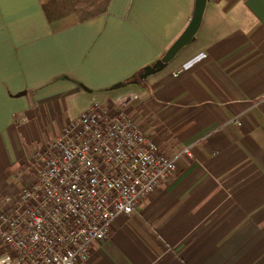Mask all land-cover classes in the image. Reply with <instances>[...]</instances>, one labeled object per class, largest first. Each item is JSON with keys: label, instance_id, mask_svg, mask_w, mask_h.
<instances>
[{"label": "crops", "instance_id": "obj_1", "mask_svg": "<svg viewBox=\"0 0 264 264\" xmlns=\"http://www.w3.org/2000/svg\"><path fill=\"white\" fill-rule=\"evenodd\" d=\"M195 6L111 0L106 12L56 30L41 0H0V213L21 188L9 171L34 163L98 93L136 83ZM136 84L129 110L177 170L118 216L83 264H264V0H208L195 39Z\"/></svg>", "mask_w": 264, "mask_h": 264}, {"label": "built area", "instance_id": "obj_2", "mask_svg": "<svg viewBox=\"0 0 264 264\" xmlns=\"http://www.w3.org/2000/svg\"><path fill=\"white\" fill-rule=\"evenodd\" d=\"M138 98L91 105L35 152V178L0 213V264L87 262L114 220L175 174L176 159L129 113Z\"/></svg>", "mask_w": 264, "mask_h": 264}, {"label": "trees", "instance_id": "obj_3", "mask_svg": "<svg viewBox=\"0 0 264 264\" xmlns=\"http://www.w3.org/2000/svg\"><path fill=\"white\" fill-rule=\"evenodd\" d=\"M52 18L54 29L61 30L106 12L111 0H41Z\"/></svg>", "mask_w": 264, "mask_h": 264}, {"label": "water", "instance_id": "obj_4", "mask_svg": "<svg viewBox=\"0 0 264 264\" xmlns=\"http://www.w3.org/2000/svg\"><path fill=\"white\" fill-rule=\"evenodd\" d=\"M207 1L208 0H196L194 14L185 30L173 42V44L167 49L165 54L160 59H158L153 64L146 65L143 68V71L140 73L139 79L136 81V83L143 81L149 75L163 69L167 65V63H169L184 46H186L195 39V35L202 23Z\"/></svg>", "mask_w": 264, "mask_h": 264}, {"label": "rangeland", "instance_id": "obj_5", "mask_svg": "<svg viewBox=\"0 0 264 264\" xmlns=\"http://www.w3.org/2000/svg\"><path fill=\"white\" fill-rule=\"evenodd\" d=\"M136 88H137V91L141 92V90L137 87V84L134 83V82H132V80L130 79L126 83V85L123 86V87H118L116 90H112V91H109V92H105L103 94H99L98 93L96 95L97 96V99L92 100V101L94 102L93 104L105 106L107 104V102H105L106 101L105 98L107 96H110L112 98V97L118 95L119 92H121V93L123 92V93H128L129 94L132 91H134ZM85 103L86 102H84V101L81 102V103H78L77 102L74 105L73 114H74V112L77 113L79 110L81 111V109H83V106L85 105ZM137 103H138V99L135 101V104H137ZM89 104H87L88 105L87 107H89ZM85 109H88V108H85ZM131 109L129 110V113L131 115H133ZM34 143H36V142H34ZM27 149H28V155H29V158H30L32 156L31 155V152H30L31 149H32V147H30V145H28ZM38 169H39L38 165L37 164L35 165L34 163H32V164H29L28 163V164H26V165H24L22 167H20V164H19V165H17V169L16 170L9 171L8 182L12 186L15 184L16 186L19 187V185H20V187H21L20 188V191H21L29 183L32 182V180L35 178V176H36V174L38 172ZM8 194H10V193H7L6 196ZM15 198H16V196L13 199H15Z\"/></svg>", "mask_w": 264, "mask_h": 264}]
</instances>
